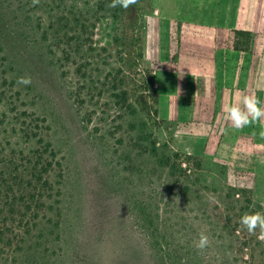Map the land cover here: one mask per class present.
I'll list each match as a JSON object with an SVG mask.
<instances>
[{"label": "rangeland", "instance_id": "1", "mask_svg": "<svg viewBox=\"0 0 264 264\" xmlns=\"http://www.w3.org/2000/svg\"><path fill=\"white\" fill-rule=\"evenodd\" d=\"M111 3L0 0V264H264L259 229L240 224L264 213V137L227 133V96L158 60L176 39L154 31V0L139 3V69L161 124L125 107L136 59Z\"/></svg>", "mask_w": 264, "mask_h": 264}, {"label": "crops", "instance_id": "2", "mask_svg": "<svg viewBox=\"0 0 264 264\" xmlns=\"http://www.w3.org/2000/svg\"><path fill=\"white\" fill-rule=\"evenodd\" d=\"M153 28L161 39H176L168 45L172 56L158 60L173 71L175 56L174 72H185L184 81H209L210 92L227 96L217 98L220 111L236 105L242 81L248 96L264 101V0H154ZM237 31L250 34L247 52L234 49ZM250 131L264 132V124L252 123Z\"/></svg>", "mask_w": 264, "mask_h": 264}, {"label": "trees", "instance_id": "3", "mask_svg": "<svg viewBox=\"0 0 264 264\" xmlns=\"http://www.w3.org/2000/svg\"><path fill=\"white\" fill-rule=\"evenodd\" d=\"M143 0H135V3H130L127 8L117 6L113 8L112 18L114 22L120 26V32L123 35L121 38H115L114 41L123 46H129L132 48V51L129 53L131 58L136 59L134 65L129 66L128 71L129 75L138 76L134 81H131L133 85L137 89L134 90L131 97L129 96L128 91L123 90L121 91L122 100L125 107L130 108L133 106V103H136V106L139 107L143 111H147L149 114L151 113L155 117L154 124H161V121L157 120V104H158V97L156 93L152 90L155 84V78L152 75L143 76V70L139 69V66L143 60V53L141 47H139V43L141 41L140 35L138 31L141 30L142 21L140 17L144 15L142 10L139 8V3ZM139 35V36H138ZM235 43L234 49L236 51L247 52L249 50V42H250V34L247 32H235ZM128 43V44H127ZM140 62V63H139ZM148 89V93L146 96L139 94V92H146ZM139 91V92H138ZM42 142V140H40ZM46 148L50 147V144H45ZM189 158V157H188ZM165 164V163H164ZM168 164V163H167ZM167 164L165 166H167ZM51 166V164H50ZM30 172V177L35 178L34 181L40 182L43 180V176L47 174V169H43L41 172L33 166ZM45 184H47L44 181ZM249 206L254 205L251 200L247 201ZM8 205L12 206V203ZM237 230V229H235Z\"/></svg>", "mask_w": 264, "mask_h": 264}, {"label": "clouds", "instance_id": "4", "mask_svg": "<svg viewBox=\"0 0 264 264\" xmlns=\"http://www.w3.org/2000/svg\"><path fill=\"white\" fill-rule=\"evenodd\" d=\"M130 3H135V0H112L111 7L121 6L127 8ZM30 77H20L19 84L28 86L31 84ZM241 106L229 104L224 107L225 119L231 122L235 129H241L252 123L261 122L264 124V101H261L255 96L243 95L239 101ZM260 135L264 137V132ZM240 224L247 229L249 233L255 234L256 230L260 231V238L264 239V213L256 212L254 214H244L240 218ZM208 237L201 233L198 242H194L195 247L203 250L208 246Z\"/></svg>", "mask_w": 264, "mask_h": 264}]
</instances>
